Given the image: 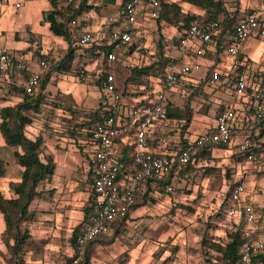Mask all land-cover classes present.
Segmentation results:
<instances>
[{
	"label": "crops",
	"instance_id": "0c3cea01",
	"mask_svg": "<svg viewBox=\"0 0 264 264\" xmlns=\"http://www.w3.org/2000/svg\"><path fill=\"white\" fill-rule=\"evenodd\" d=\"M6 1L7 0H0V8L3 5L2 3ZM174 1L181 6L190 9L191 13L194 15H204L202 8L190 4V2H184L182 0ZM238 2L237 10L241 15L236 18V21L250 8L256 6H259V10L264 16V4H261V2L259 3L257 0H238ZM16 3L19 4L16 5ZM121 3L122 0H87V9L75 16L77 21L79 20V22L83 24L82 28L84 30H90L92 32L94 37L92 43L95 42L105 45V41H107L112 28H123L127 26L123 23L124 16ZM6 7L7 6H4V10ZM51 7L50 0H11L10 8L13 10L16 9L17 11L20 9V19L17 20L15 17L18 13L16 11L9 22V26H4L5 22H3L1 27V17L0 49L3 47L9 48L12 53L21 57L28 65L27 69L24 71H10V79L8 80V83H10L14 89L23 87L29 74L36 69L35 67H37V63L41 56L58 60L67 52V41L63 39L62 36L54 34L49 28V22L44 19L45 14L51 9ZM225 9L229 15H231L232 10L230 7L226 6ZM0 12L2 14L1 9ZM233 16L234 15H231V17ZM138 18H144L145 20L144 23L143 21H140L138 27H135L137 35L143 40L145 34H143L142 31L145 30L143 28L146 27L145 25L147 24V21H150L148 23L150 25H153L154 23L156 24V21L143 13H138L137 19ZM169 25L170 28H168V30L171 33L169 32L168 40L161 44L164 58L167 60L173 58L172 67L175 68L180 67L184 63L190 62L199 64L200 69L192 70L187 75L180 77L173 87L164 92V97L168 106V117L174 121V124L170 127L168 132L169 139L166 145L167 149H165L164 153L171 155L181 147L184 139H194L199 135L213 130L217 113L227 108H230L236 115L235 121L232 125L238 130L237 134H246L251 138L252 129L255 128V130H258L256 123L251 119L255 106L254 91L255 87L263 82L262 73L264 71V66H260L258 63L259 60H255L253 56L257 59L259 58L257 54L259 53L261 46L259 43H262V40L258 41L255 39L257 35H252L242 44L238 53L235 55L226 52L223 47L217 51L215 48L217 40H211L205 46H201V43L198 41L188 43L185 52L182 53L177 48L178 39L182 34V29L173 24ZM162 26L165 27V25ZM7 31L10 33L6 34ZM34 39H37L38 41ZM149 48L152 49L150 50V54L158 51L154 44L152 47L149 45ZM201 49L203 51H200ZM251 49H254V51L256 50V55L250 53ZM141 52L142 50L138 48H135L128 53L123 51L118 55L119 60L113 63L110 66L111 68H109L116 79V95L120 97L122 102L131 107H134V105L139 103H151L155 94L161 90V81L164 74L158 72L141 75L133 74L132 68L135 65H141L135 63L137 60L136 57L140 55L142 58H148L146 53L143 54ZM75 54L73 62L81 63V66L84 67L81 70L82 73L88 74L90 71H94L95 73L96 69L104 68L105 62L101 60V57L87 58L84 49H77ZM243 56H248L250 60L249 64L246 63L247 66H244L243 64ZM127 62H130V66H127ZM143 64L148 63L144 62ZM169 64L170 63H168V65ZM71 67L73 66H70V69ZM213 71L217 72L218 78L215 83L210 84L207 79H209V75ZM237 73H243L249 81L250 87L247 88L243 96H238L236 93ZM69 75L71 76L70 70L65 69L61 71L58 69H48L46 76L44 75L41 80V84L44 87L43 93L45 87L48 86L46 89H50L49 85L51 84L54 89L71 94L75 99L77 107H84L85 109H88L87 111H89V109L93 111L98 108L99 112L104 116L107 113L105 104H109L112 97L108 98L106 101L101 97L99 88L101 79L95 74V78L97 79L96 83L89 84L87 88H83L79 85L70 84L68 82V78H70ZM0 80L2 79L0 78ZM1 84L2 83H0V85ZM215 89L216 92L213 93ZM187 90H189L190 93L198 91L199 96H201L200 100L203 102H206L202 99L203 96L204 98H209V101H214V103H211V105L216 106V108L213 109V118H211L210 114L206 113L208 112L206 106L200 104L201 106L199 105L198 107V105L194 103L197 102L195 99H183ZM18 92L16 91V94H18ZM23 99L24 93L22 100ZM84 100L87 102H83ZM186 113H188V118L185 115ZM248 122L251 123L249 124ZM38 137L42 139L41 149L44 146V150H41V152L44 153L43 156H45L42 159L40 158V160L43 163H46L47 158L51 157L54 166L52 172L37 184L35 188L37 194L28 205L30 218L23 219L21 222L22 224L20 223V227L24 226L23 229H28L29 233H31L30 235L38 240L39 238L42 239L43 235H45L43 239H46V235L51 236L56 234L59 230L65 227L68 229L67 232L72 235L73 230L79 226L83 220V209L86 206V203H88L91 195L92 177L88 164V155L91 149L88 143L89 137L86 133L84 135L81 134V137L77 138V142H74L79 145V148L77 149H71L72 144L69 145L71 147L68 146L65 148L66 143L61 140L59 141V146H57L51 136L42 135ZM38 137L29 139L34 141ZM237 139L238 135H234L233 145L239 149ZM2 144L5 145L4 140L0 135V145ZM149 146H151L156 153L159 152L155 140L151 141ZM216 147H218V145H215L213 149ZM14 150L20 151V149L17 148ZM193 158V161L188 163L181 172L172 173L171 183H173L172 180L180 175V173L185 172L186 169L190 167H194L195 163L199 160H203V157L199 155ZM13 163L19 168L21 173L23 166L15 161H13ZM18 177L19 178L17 179L9 181L7 193L1 192L5 198H11L13 192L11 191L10 194L9 185L11 182L20 181L21 174H19ZM237 183L241 182H235L229 187V189ZM157 188L159 189L160 187L149 188L146 192V196L149 193L152 194ZM229 189H227V191ZM142 195L143 194H141V196ZM225 200H227L226 195H224L222 202ZM242 200L243 202L248 201L246 199V190ZM225 204V210L228 214L227 202H225ZM141 209L142 206H136L133 208L122 224L128 223V221L138 214ZM0 216L1 234H3L5 223L2 213H0ZM233 219L236 225L238 224L241 227L245 226L242 215ZM253 227L254 232H256L258 227ZM112 230H114V227L110 232H112ZM69 233H67V235H70ZM69 249L73 253L74 247L71 243ZM44 255L45 254H42L38 256L39 258L37 257L38 264H50L49 262L44 263ZM26 264H35V262L32 263L28 260V263Z\"/></svg>",
	"mask_w": 264,
	"mask_h": 264
},
{
	"label": "rangeland",
	"instance_id": "374dc122",
	"mask_svg": "<svg viewBox=\"0 0 264 264\" xmlns=\"http://www.w3.org/2000/svg\"><path fill=\"white\" fill-rule=\"evenodd\" d=\"M219 1H221L224 8L226 6L230 7L235 22L236 18L241 15L237 10L238 0ZM2 4L0 8L2 11V14L0 12L2 17L1 27L3 22L6 23H4V26H9V22L17 10L10 8L11 0H7ZM4 6H7L5 10ZM181 8L184 12L193 14L190 9L184 6H181ZM19 11L20 9L15 15L17 20L20 19ZM203 14L206 16L205 10H203ZM140 21L145 22L144 18H136L133 26L137 28ZM149 22L147 21L145 25L147 28L144 27L145 30L142 31L145 34L142 43L147 46L148 51L141 49L142 53H146L148 58H142L139 55L136 57L135 63L147 62L150 64L157 56V52L155 57L150 54L149 51L152 49L149 48V45L152 47L154 44L158 50V44L161 45L168 40L170 23L163 22L161 24L165 27L161 25V28L158 29V25L155 23L150 25ZM7 33L10 32L7 31ZM255 39L262 40V43H259L261 45L257 54L259 58L257 59L255 56L253 58L259 60L260 66H264V37L257 36ZM250 53L256 55V50L251 49ZM129 63L127 62V66H130ZM71 66H73L69 69L71 76L69 75L70 78H68L70 84L87 88L89 84L96 83L97 79L94 71H90L88 74L82 73L81 70L84 67L77 62H73ZM47 72L48 70L43 74V77L46 76ZM9 79L10 76L7 79L0 80V83H2L0 85V110L2 107L23 102L22 90L14 89L8 83ZM49 87L50 89H46L48 86L45 87L41 102L38 105L27 106L20 110L30 120L24 126V133L33 139L42 135L51 136L55 141V145L59 146L61 140L66 143L65 148L72 144V147H69L77 149L79 145L74 142H77V138L81 137V134L84 135L87 129L79 130L76 125L90 122L88 125V128H90L94 121L93 119H74L70 111L64 108L67 105L66 102L56 99L55 93L58 90L54 89L51 84ZM16 91H19V95L16 94ZM215 92L216 89L213 93ZM184 95L183 99H195L197 102L194 103L198 107L200 104L206 106L208 111L206 113L213 118V109L216 106L211 105V103H214V101H209L210 99L204 98V96L202 99L206 102L201 101L198 91L190 93L187 90ZM83 102L87 101L84 100ZM72 108L73 112L82 115H88L92 111L90 109L87 111L88 109L84 107H77L76 104ZM233 144L218 145V147L212 148L210 153L202 158L203 160H199L194 167L180 173L172 180V193H165V187L162 186L156 189L157 192L155 190L152 194L149 193L144 200L141 199L138 205L142 206L141 211L132 217L128 223L119 226L116 237H114V229L90 246L87 251L91 255L87 264L221 263L219 259L221 253L214 246L211 248L210 245L225 243L230 239L229 233H233L238 227L234 219L226 213L225 201L222 202L227 189L235 182L245 184L247 202L253 203L257 213L256 220L250 225L258 227L255 234L258 239H264V132L261 133L260 130L252 129L250 144L253 147L255 146L256 149L253 153L254 158L251 161L247 160L245 155L239 153L238 148ZM15 148L20 149L18 145H0V159L3 161L6 171L0 178L1 192L7 193L9 181L19 178L18 176L21 174L19 168L13 163L16 160L13 155ZM41 150H44V146ZM41 150L39 157L42 159L45 156H43L44 153ZM23 227L19 228L23 230ZM67 231L68 229L65 227L56 234L46 235V239H43L45 237L43 235L42 239L39 238V240L30 235V238L28 237L20 244L19 255L20 258L22 257V263L26 264L30 260L32 263L38 264V256L45 254L44 263L70 264L73 253L69 249L71 233ZM1 232L0 227V264H10L12 262L11 250L4 241ZM67 233L70 235H67ZM9 244H12V242H9ZM85 263L84 260L80 262V264Z\"/></svg>",
	"mask_w": 264,
	"mask_h": 264
},
{
	"label": "built area",
	"instance_id": "2783aa9c",
	"mask_svg": "<svg viewBox=\"0 0 264 264\" xmlns=\"http://www.w3.org/2000/svg\"><path fill=\"white\" fill-rule=\"evenodd\" d=\"M257 1L264 4V0ZM58 2L65 6L66 15L71 16L72 10L69 9V6L73 0H58ZM18 4L16 3V5ZM159 7L160 0H127L123 7V23L131 28L129 27L128 30L112 29L105 41L107 47L100 52L101 60L105 62L104 68L95 71L99 78L101 72H105L104 77L100 80V95L105 101L112 98L109 104H105L107 113L95 121L89 130L88 143L91 149L88 155V164L92 177L91 191L94 194V207L87 215V221L80 227L70 264H80L84 260L88 245L92 240L102 234L109 233L114 223L125 220L141 194L147 192L151 187H157L158 182L171 171L173 173L181 172L188 163L193 161V157L200 149L211 144L230 145L233 143L234 135H238V151L245 155L249 161L254 158L250 137L246 134H237L238 130L232 125L236 115L230 108L217 113L213 130L194 139H184L181 147L171 155L164 153L167 149L169 129L174 124L167 114L168 106L164 92L173 87L180 77L187 75L192 70L200 69V65L197 63L187 62L175 68L172 67L173 58H169L170 67L163 74L161 90L155 94L151 103H139L131 107L116 95V79L109 68L118 58L119 52L134 41H137L135 48L148 51L133 25L138 13L146 14L155 20L159 14ZM59 17L58 15L57 18ZM235 24L231 42L223 47L231 55L237 54L242 44L252 35L264 37V16L261 14L259 6L250 8ZM67 25L71 41L75 44L85 48L93 41L92 32L84 30L83 24L79 20L77 21V18L68 20ZM221 28L222 25L218 20L206 18L195 20L179 36L177 48L183 53L188 43L195 41L200 42L201 46H205L221 31ZM152 55L155 57L156 53ZM246 63L249 64V58L243 56L244 66H247ZM50 64H52L50 59L38 61L36 69L29 74L23 85L26 93L31 95L41 90L43 74L48 70L47 67ZM27 66V62L12 53L9 48L0 49V78L2 80L8 78L10 71L27 69ZM262 77L263 82L255 87V106L251 116L258 130L264 127V71ZM217 78V72H211L207 79L208 83H215ZM249 87L247 77L243 73H237V95L243 96ZM118 139L133 147L132 159L137 168L131 173H127L119 163ZM154 140L159 151L157 153L149 146V143ZM172 188V185H167L165 192L171 193ZM245 190V184L237 183L230 190L227 198L229 216L237 218L242 215L245 225L241 230L242 240L237 264H264L260 258V254L264 253V239H258L254 227L250 225L256 220L257 213L253 203L243 202L242 197Z\"/></svg>",
	"mask_w": 264,
	"mask_h": 264
},
{
	"label": "trees",
	"instance_id": "16d2710c",
	"mask_svg": "<svg viewBox=\"0 0 264 264\" xmlns=\"http://www.w3.org/2000/svg\"><path fill=\"white\" fill-rule=\"evenodd\" d=\"M184 2H190V4H193L195 6H198L205 10L206 16L201 15H194L187 12H184L181 8V5L178 4L175 1H168V0H160V7H159V14L158 17L155 19L156 24L159 28H161V23L166 22L173 25H176L177 27L182 29V32L185 28H188L192 22L195 20H200L202 18L206 19H213L218 20L219 23L222 25L221 31L212 38V40H217V43L215 44V48L220 50L222 47L228 45L231 40L235 29L234 24V18L229 15V13L226 11V9L222 6L221 1L219 0H182ZM127 0H122L121 8L123 13V7L126 4ZM51 3V9L47 11L45 14V20L49 22L50 26L49 28L51 31L59 36H62L63 39H65L68 43L67 52L58 60L41 56L40 60H46L50 59L52 61V64H50L47 68L50 69H58V70H69L70 66L73 62V59L75 57V52L77 49L82 48L85 49V56L88 57H100L101 50L105 49L107 46L101 44V43H95L91 42L88 47H81L74 42L71 41L69 28L67 25V21L74 18L75 16L79 15L83 10L87 9V0H73L71 5L69 6V9L72 10V15L67 16L66 15V8L64 5H61L58 0H50ZM60 16L57 18V16ZM122 16V15H121ZM124 16V15H123ZM236 21V20H235ZM131 28V26H125L120 27L121 29H127ZM129 28V29H130ZM158 28V29H159ZM114 29V28H112ZM111 29V30H112ZM32 42V41H31ZM135 46H137V41L133 42L131 45H129L127 48L121 50V52H131L135 49ZM142 53V52H141ZM144 54V53H143ZM119 55V54H118ZM119 60V56L116 59L115 62ZM243 61V57H242ZM114 62V63H115ZM168 60L164 58L162 47L158 44V51L157 56L150 62V64H141L140 66L135 65L132 68L133 74H147L152 72H158V73H164L168 69ZM26 69H22L24 71ZM103 73V74H102ZM105 75V72L102 71L100 74V79L103 78ZM43 85L41 84V90L38 92H35L33 94H29L25 92L24 86L18 87L17 90H23L24 93V99L23 102L18 103L17 105H9L6 107H2L0 110V134L4 140V143L6 145H18L20 146V149L22 151L14 150L13 155L15 156V161L23 166V170L21 172V179L17 182H11L9 185V189L13 192L14 195L11 196V198H5L4 195L0 191V213L3 215L5 228L3 229L4 232L2 234V237L6 244L9 245L11 254H12V262L10 264H23L22 263V257L20 258L19 252H20V244H22L28 237L30 238V234L28 229H20V221L26 218H30V213L28 210V205L32 201V199L36 196L35 188L39 181H41L44 177L49 175L53 170V162L52 158H47V162L43 163L40 160V150L42 147V139L38 137L36 140L32 141L27 137L24 133V126L30 122L29 118L21 113L20 110H23L22 108L31 106V105H38L39 102H41L42 93H43ZM55 97L58 101L66 102L67 104L64 108L68 109L72 115V117L79 118L81 120L84 119H93V121H97L101 119L103 116L99 112V109H95L91 111L90 114H79L77 112H73V108L75 107V102L71 94L63 92L58 90L55 93ZM188 118V113L185 114ZM93 122V124H94ZM88 123V124H87ZM86 124H80L79 126L76 125L79 130H86V134L89 137V130L92 127L88 128L89 123ZM261 133L264 132V127L260 129ZM118 141V160L119 163L123 166L124 170L127 173L133 172L137 165L133 162L132 159V146ZM215 145L211 144L208 147H205L203 149H200L195 156L199 155L201 157L207 156L211 149ZM256 147H252L251 151L254 153ZM194 156V157H195ZM5 173V168L3 161L0 159V177L3 176ZM173 171H171L170 174L163 177L161 181L158 182V187H165L167 185L171 184V177H172ZM235 186V185H234ZM233 186V187H234ZM232 187V188H233ZM231 188V189H232ZM229 189L227 191L226 197L229 196ZM146 192L143 193V195L139 196L137 199L135 205L133 208L138 206L141 202V199H145ZM93 202H94V194L91 191V195L89 197L87 205L83 209V220L77 226L71 235L70 243L73 247H75L76 244V238L79 234L80 227L84 224V222L87 221V215L93 210ZM227 202V200H225ZM124 221V220H123ZM122 222H117L112 225L114 227V237H116L117 229L119 226H121ZM238 225V224H237ZM238 225L237 229L234 230L233 233H229L230 239L226 241L223 244H211L210 247H215L216 250H218L221 253L220 260L221 263L218 264H237L239 260V246L241 243V230H243L244 227H241ZM240 229V230H238ZM108 234V233H107ZM107 234H102L92 240V242L88 245L87 250H89L90 246L97 241L98 239H101ZM113 239V238H111ZM9 242H12V244H9ZM91 253L87 251L85 254L84 261L87 264L89 262ZM261 260L264 262V253L260 254ZM70 261V260H68ZM68 264V263H67Z\"/></svg>",
	"mask_w": 264,
	"mask_h": 264
}]
</instances>
